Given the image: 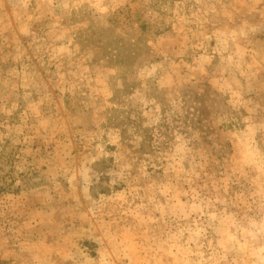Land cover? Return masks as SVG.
I'll list each match as a JSON object with an SVG mask.
<instances>
[{
  "label": "rangeland",
  "instance_id": "1",
  "mask_svg": "<svg viewBox=\"0 0 264 264\" xmlns=\"http://www.w3.org/2000/svg\"><path fill=\"white\" fill-rule=\"evenodd\" d=\"M0 264H264V0H0Z\"/></svg>",
  "mask_w": 264,
  "mask_h": 264
}]
</instances>
